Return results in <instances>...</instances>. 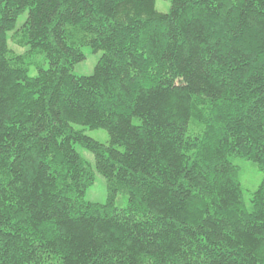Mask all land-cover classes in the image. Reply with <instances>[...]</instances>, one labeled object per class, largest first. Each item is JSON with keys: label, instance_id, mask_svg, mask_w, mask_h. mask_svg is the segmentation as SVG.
I'll return each mask as SVG.
<instances>
[{"label": "trees", "instance_id": "obj_1", "mask_svg": "<svg viewBox=\"0 0 264 264\" xmlns=\"http://www.w3.org/2000/svg\"><path fill=\"white\" fill-rule=\"evenodd\" d=\"M167 1L0 0V264H264V0Z\"/></svg>", "mask_w": 264, "mask_h": 264}, {"label": "rangeland", "instance_id": "obj_2", "mask_svg": "<svg viewBox=\"0 0 264 264\" xmlns=\"http://www.w3.org/2000/svg\"><path fill=\"white\" fill-rule=\"evenodd\" d=\"M170 7V4L167 0H156L155 3V8L158 11L161 12H167ZM23 17H20L19 21H21ZM9 46L12 50H14L16 53H22L23 48L18 47L14 45L12 42H9ZM82 51L85 55V58L74 64L71 72L75 75H89L93 72L94 65L96 64L97 60L99 59L101 55V51L98 52H93L90 47L84 46L82 48ZM40 59V58H39ZM42 67L46 68L47 63L44 62L42 63ZM193 73V72H192ZM36 74V69L35 67H30L29 69V75H35ZM190 74L187 72L180 74L177 77L176 80V85H182L184 87H187L188 89H193L196 84H197V77L199 76L197 74L195 75L192 80L188 79V77L185 75ZM202 76V75H201ZM200 76V77H201ZM84 133L87 134L88 136L92 137L93 139H96L102 143H108V135L106 131L102 129H84ZM77 150L80 152L81 155H83L90 163L93 162V156L91 153L88 151L80 148L79 146L77 147ZM238 162L242 165V172H241V181H242V186L244 188V193L247 196L248 192L253 190L256 185L258 184L261 174L256 170L255 166L250 163L249 161H245L242 159H239ZM85 200L91 201V202H98V203H103L106 200V183L105 179L98 173H95V180L92 185H90L85 192ZM126 196L123 194H118L116 197L115 204L118 207H122L126 204Z\"/></svg>", "mask_w": 264, "mask_h": 264}]
</instances>
